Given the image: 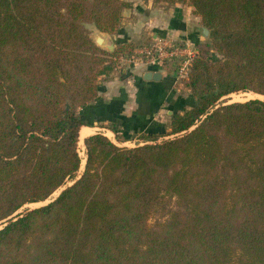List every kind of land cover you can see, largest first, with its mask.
Listing matches in <instances>:
<instances>
[{"label": "trees", "instance_id": "obj_1", "mask_svg": "<svg viewBox=\"0 0 264 264\" xmlns=\"http://www.w3.org/2000/svg\"><path fill=\"white\" fill-rule=\"evenodd\" d=\"M152 1L208 31L182 83L192 104L168 138L84 137L78 172L77 109L133 47L107 53L84 23L114 34L126 2L0 0V264H264V0ZM239 91L263 99L219 102Z\"/></svg>", "mask_w": 264, "mask_h": 264}, {"label": "crops", "instance_id": "obj_2", "mask_svg": "<svg viewBox=\"0 0 264 264\" xmlns=\"http://www.w3.org/2000/svg\"><path fill=\"white\" fill-rule=\"evenodd\" d=\"M125 2L130 4L121 9L120 23L114 34L105 33L104 36L95 28L93 30L96 33L93 40L100 37L98 46L102 49L106 36L113 38V50L104 49L107 53H112L120 43L131 44L134 48L156 38L187 40L193 46L199 42L201 25L189 6L152 0ZM119 55L131 61L118 64L115 58ZM109 59L111 62H106L97 74L95 97L77 109L83 121L77 132L79 143L93 133L118 138L124 143L137 134L163 137L169 130V115L192 104L190 94H179L172 65H147L136 52L130 55L120 52ZM147 71L158 72L160 78L145 79Z\"/></svg>", "mask_w": 264, "mask_h": 264}, {"label": "built area", "instance_id": "obj_3", "mask_svg": "<svg viewBox=\"0 0 264 264\" xmlns=\"http://www.w3.org/2000/svg\"><path fill=\"white\" fill-rule=\"evenodd\" d=\"M136 52L137 57L142 58L147 65L171 64L176 83L182 84L187 78L188 67L194 56L195 48L187 40L173 41L170 39H155L152 45L143 47ZM116 62L129 63L131 60L119 55Z\"/></svg>", "mask_w": 264, "mask_h": 264}, {"label": "rangeland", "instance_id": "obj_4", "mask_svg": "<svg viewBox=\"0 0 264 264\" xmlns=\"http://www.w3.org/2000/svg\"><path fill=\"white\" fill-rule=\"evenodd\" d=\"M129 4L130 3L127 2L126 3V6L129 5ZM84 26L87 29V31H88L89 35L91 36V38L94 39V36H95L96 33L93 32V30H94L93 25L91 23H88L87 22V23H84ZM156 39H158V38H156ZM204 40L207 41V36L205 38H202V36L199 33V42H204ZM153 42H155V40H153L151 42H148V43L147 42L146 43L144 42V44H139L137 46H134V48L133 47L131 48L132 49L131 52H139L138 50L140 48H143L144 46L145 47H148L149 45H152ZM198 47L201 48V45H199ZM195 52H196V49H195ZM209 52H211L212 54L215 55V53H214L213 50H209ZM176 88H178V92H179V94L181 96H186V95L190 94L186 90V88L183 86V84L176 83ZM252 98L263 99L262 96H260L258 94H255V93H253L251 91H239V92H233V93H230V94H228L226 96L221 97L220 100H219V102H225V103H227V102H233V101H245V100L252 99ZM104 136H106V135H104ZM171 136L172 135H166V136L164 135L163 137L158 138L157 141L158 140H161L162 138H168V137H171ZM108 139L111 140L117 146H125V147H133L135 145H141L143 143H149V141H144V137L141 134L135 135L134 137H132L129 140H127L125 143L124 142H120V139H118V138L112 139L111 136ZM76 146H77L78 156H79V159H80L79 168H78V172H80L82 170L83 163H84L83 143L82 142L79 143V139H78ZM62 187H64V186H62ZM62 187H60V188L56 189L54 192H52L45 200H43L41 202L24 204L16 212H20V211H22L23 208H26V207L32 208V207H35V206H38V205H42V204L47 203L48 201H50L51 199H53L59 193V191L61 190ZM163 218H165V216H163V214L160 211L155 210V211H153V213L150 214V216H149V218L147 220V223H148L149 226H153V225H155L156 222L161 221ZM1 226H2V224H0V227Z\"/></svg>", "mask_w": 264, "mask_h": 264}, {"label": "water", "instance_id": "obj_5", "mask_svg": "<svg viewBox=\"0 0 264 264\" xmlns=\"http://www.w3.org/2000/svg\"><path fill=\"white\" fill-rule=\"evenodd\" d=\"M200 35L202 36V38H205L207 36V29L204 26H201L199 29ZM101 34H103L105 36V32H101ZM94 43L97 45L101 44V38H97L94 40ZM113 38L106 36L104 43L102 44V47L107 50V51H112L113 50ZM144 78L145 79H153V80H157L160 78V74L158 72H152V71H147L144 74ZM70 184V183H68ZM63 188V187H62ZM61 188V189H62ZM52 200V199H51Z\"/></svg>", "mask_w": 264, "mask_h": 264}]
</instances>
